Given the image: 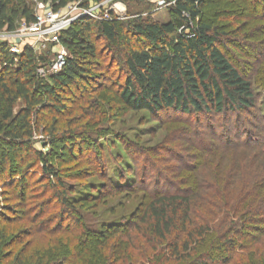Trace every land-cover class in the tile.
Here are the masks:
<instances>
[{"label":"trees","instance_id":"16d2710c","mask_svg":"<svg viewBox=\"0 0 264 264\" xmlns=\"http://www.w3.org/2000/svg\"><path fill=\"white\" fill-rule=\"evenodd\" d=\"M36 1L59 13L73 4L88 9L105 0ZM173 1L167 23L143 18L141 12L78 18L60 37L71 56L59 73L46 78L38 71L48 65V56L29 46L14 54L11 42L0 41V188L7 192L5 197L0 193L5 200L0 205V264H96L94 257L97 264H117L129 252L130 243L122 239L131 237V228L153 251L162 248L165 264H237L239 254H246L244 264H264V161L256 162L264 157V147L252 144L254 133L248 131L239 143L226 137L217 145L197 128L185 130L184 147H171L167 155L183 165L177 177L194 176L166 179L165 186L154 181L158 187L152 193L131 159L125 155L123 161L122 145L115 150L119 137H113L109 123L122 108L154 122L161 114L165 120L174 115L189 121L185 117L226 118L258 107L254 81L264 89V0H167ZM21 22H37L33 0H0V33L16 32ZM232 48L256 56L257 75L247 77L237 68L227 53ZM117 62L121 65L111 75ZM18 104L22 108L16 112ZM40 130L58 154L71 155L73 145L67 142H77L73 150L82 158L53 163L35 147ZM112 137L107 155L104 140ZM240 144L260 151L251 166L243 169L245 163L236 161L222 175L219 162L206 173L210 156L218 159L220 152ZM83 146L92 152H83ZM193 153L199 161L190 165L187 156ZM108 156L118 164L114 175L108 172ZM79 163L89 167L80 173L83 177L98 179L85 184L86 190L70 185L65 174L67 164L78 171ZM97 165L99 173L92 170ZM119 168H127L126 174L116 172ZM99 180L115 193L147 192L136 223L134 217L132 223L115 222L99 232L85 225L79 210L105 198V183Z\"/></svg>","mask_w":264,"mask_h":264},{"label":"rangeland","instance_id":"374dc122","mask_svg":"<svg viewBox=\"0 0 264 264\" xmlns=\"http://www.w3.org/2000/svg\"><path fill=\"white\" fill-rule=\"evenodd\" d=\"M161 1H165L164 6L160 5ZM142 2L143 3L138 4L131 2L127 3L124 0H117L114 5H116V7L118 8L120 15H123L124 17L127 16V14H137L141 12L140 14L143 16V18L152 16V19L158 23H167L171 20L169 7L174 4V1L172 3L167 2V0H144ZM33 3L35 6L36 15L42 17L43 20H45V23L42 26L35 28L34 25L26 26L24 22H21L16 32L0 33V41H8L14 44H18L22 48L25 47L28 43L35 44L37 54L48 56L49 60L53 63L52 66H54V62L55 60H57L60 54H66L67 57L71 56V54L67 50V48L61 44L60 41H51L52 34L50 30L52 29V23L47 21V17L49 12L51 11V8L48 5L37 2L36 0H33ZM209 7H211V5H209ZM78 13H80V9L65 10L58 15V23L71 20L75 18ZM227 53L229 54L232 62L247 77H254L259 72L260 67L256 68V62L254 60L256 56L252 52L245 53L243 51H238L235 48H232V50ZM105 58V62H108L109 56H105ZM52 60H54V62ZM262 60L263 58H261V61ZM101 62H103L102 59ZM120 65L121 64L119 62L114 65V68L111 71V75L115 72V70H117V68L120 67ZM254 82L256 84L255 87L259 99L258 107L252 111L231 113L226 118L217 117L211 114L208 116H200L198 117V119L195 116H191L189 118L185 117L189 119V121H187L184 118L176 119V117L173 115L170 120H165L166 117L161 114L158 118H156L154 122H152L149 121L143 114L136 115L129 112L128 110L123 111L122 108V112H120L121 116L118 117V119H115L113 122L109 123L111 131L115 133L113 137H119V140L117 139L116 141L117 145L115 146V150L120 151L122 150V147L126 150H124V156H121L122 158L125 157L123 158V161L124 159H126L125 155H127L128 158L131 159L132 165L135 166L134 169L136 175L139 179H142L144 177L145 186L148 188L149 193H152L156 189L154 186H157V184L152 183L154 181H160L161 186H165L166 179L183 181L187 179L190 180V176H194L191 172L184 173L185 175H183L182 177H177L176 174L180 171V168L183 165H179V162L181 161H172V158H169V156L167 155V152L171 149V147H184L185 138H183V134L187 129L190 132H194L196 128L199 129L200 133L206 141L213 137V141L217 145H221L222 143L224 144L227 139L226 137L231 138L232 140H235L237 141V143H239L240 137L245 139L247 137V133H249L248 131H250L255 135V137L253 138L255 141L252 144H257L258 146L264 147V140H261V138H264V89H259L256 81ZM21 108L22 105L18 104L15 111L18 112ZM196 119L198 121L200 120L199 122L202 123V126L200 123H196ZM258 126H260V129L258 128ZM211 129H214V131L211 132ZM44 137L45 136L42 135V130L36 133L34 137V139L36 140L35 147L38 150H42L44 151V153H47L49 155V159H51L53 163L59 162L60 158H62L64 161H71L72 158H76L75 160L78 163V158H82L78 155L77 149L73 150L74 144H76L77 142H67L69 143L68 145H73V152H71V155L65 153L62 155L58 154L59 148L57 149L55 147L47 145V143L44 142ZM113 137L109 138L108 140H104V144L107 146L106 147L104 145L106 147L107 155L110 149L109 143L115 142ZM215 137L218 138H216L215 140ZM119 145H122V147ZM241 146L242 145L240 144L238 147L235 146L234 149L232 148L231 151L220 152L221 155H219L218 159L210 156L207 159V161L209 162H207L208 167L206 169V173H209L212 165L219 164V162H221V164L223 165V170L221 173L222 175H226L227 165L231 163L236 164V161H242V163H245L243 169H245L246 165L251 166L252 162H255L254 158H256L258 152L260 151H254L246 147L242 148ZM70 147L72 148V146ZM83 149V152H92V149L90 150L89 146H83ZM94 153L93 155H95ZM60 155H62V157H60ZM184 155L187 154L184 153ZM96 156H98V152H96V155L93 157ZM195 156H197L196 153L187 156L189 158L190 165H195L196 161H199V159ZM106 160L109 174L114 175V169L118 164L113 162L112 158H110L109 156L108 158L106 157ZM12 161L13 163H15L17 159H15L13 156L11 157V162ZM261 161H264V157L260 156V158L258 157L256 162L259 163ZM248 162H250V164H248ZM79 164H81V168H78V171L77 169H74L76 165L67 164V166H65L64 168L65 174L67 177H71V179H68L70 185L77 187L79 190H86L85 184L94 183V180L98 181V179L93 177H83L84 175L81 174L88 171L89 167L82 165V163ZM58 165L62 169L63 166L60 163ZM126 169L127 168H119L118 170L120 171L117 170L116 172L120 173V175H125ZM92 170L99 173L98 170H101V167L97 165V167ZM206 173L204 174L205 176L208 175ZM74 177H80L81 179L76 180L73 179ZM99 182L105 183L101 180H99ZM104 185L105 186L102 189V192L105 195V198L100 199V204H97L96 201L88 202L86 208H81L79 210L85 225L89 229L99 232L102 231L105 226L113 224L115 222L132 223L131 221L134 219V217L136 218L134 223H136L138 221V218L141 217V211H143V206L145 205L144 195H148L147 192L145 190H142L139 192L133 191L115 193L111 186H107V183H105ZM181 186H183V184ZM183 188L184 186L182 187V189ZM24 190L25 193L27 188ZM0 193H4L3 197L7 196V192L5 193V190L2 186L0 188ZM69 195L70 198L75 197L72 193ZM50 200L51 202H54L53 198H50ZM0 203V205L3 207V205L5 204L4 198H0ZM52 209L53 206H51L50 209L51 213ZM129 231L131 237L119 239H122L123 242L130 243L129 252L127 256H122V259H124L123 262L120 261L122 263L119 262L117 264H165L159 253V249H162L161 247H159V249H157L156 251H153L151 247L148 246L147 243L141 238L139 233H137L136 229L132 230L131 228ZM115 243L116 241H112L111 245H114V247L116 248L117 244ZM96 244H98V242L95 243V245ZM91 248H93V245ZM107 253L109 254V257L114 258V252L108 251ZM96 255H100L99 251ZM242 255L239 254L235 258L236 260L234 261V263L244 264L247 257L245 254L243 255L244 257L242 259L240 258ZM89 256L87 257L89 258ZM94 260L96 261V264L100 262L98 260V257H94Z\"/></svg>","mask_w":264,"mask_h":264},{"label":"built area","instance_id":"2783aa9c","mask_svg":"<svg viewBox=\"0 0 264 264\" xmlns=\"http://www.w3.org/2000/svg\"><path fill=\"white\" fill-rule=\"evenodd\" d=\"M116 1L117 0H105L104 2H101V3H96V4L94 3L88 9L81 8L79 6V4H73L68 9H71V10L80 9V13H78V15L71 20H68L65 22L62 21L59 23H58V15L61 12L54 13L51 10L48 14V17H47V21L52 23V29L50 30V32L52 34L51 41L52 42H59L62 32L69 29V27L71 26V24L75 20H77L78 18L84 17V16H88V17H92V18H99L100 15L103 14V17L105 19H109L110 13L113 12L116 14V16L118 18H124L123 15H120V12L118 11V8L116 7V5H114V3ZM160 5L164 6L165 1H161ZM36 17H37V22L33 25L35 28H38L45 23V20H43V18L40 16L36 15ZM26 46H29L31 49H33L37 53V49H36L35 44L28 43ZM22 49L23 48L20 45L11 43V52L12 53L20 54L22 52ZM66 58H67L66 54H60L59 57L57 58V60H55V62H54V60H52L54 62V66H52L53 63L51 61H49L48 65L46 67H42L39 69V71H38L39 75L42 78H46L49 75L59 73L65 64Z\"/></svg>","mask_w":264,"mask_h":264}]
</instances>
